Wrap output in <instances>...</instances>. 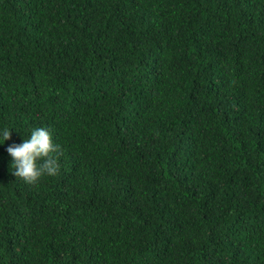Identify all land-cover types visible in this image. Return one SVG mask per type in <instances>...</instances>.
<instances>
[{
	"label": "trees",
	"instance_id": "1",
	"mask_svg": "<svg viewBox=\"0 0 264 264\" xmlns=\"http://www.w3.org/2000/svg\"><path fill=\"white\" fill-rule=\"evenodd\" d=\"M4 125L0 264H264V0H0Z\"/></svg>",
	"mask_w": 264,
	"mask_h": 264
},
{
	"label": "clouds",
	"instance_id": "2",
	"mask_svg": "<svg viewBox=\"0 0 264 264\" xmlns=\"http://www.w3.org/2000/svg\"><path fill=\"white\" fill-rule=\"evenodd\" d=\"M13 128L0 126V144L10 139ZM60 150L61 146L54 142L52 133L43 126L32 127L27 138L6 146L13 174L27 183H36L43 176H55L59 170L57 155Z\"/></svg>",
	"mask_w": 264,
	"mask_h": 264
}]
</instances>
